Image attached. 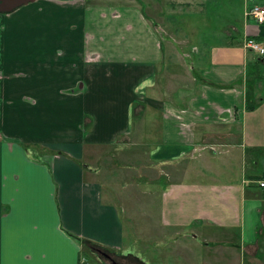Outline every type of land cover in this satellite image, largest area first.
I'll list each match as a JSON object with an SVG mask.
<instances>
[{"label":"crops","instance_id":"obj_1","mask_svg":"<svg viewBox=\"0 0 264 264\" xmlns=\"http://www.w3.org/2000/svg\"><path fill=\"white\" fill-rule=\"evenodd\" d=\"M253 6L264 0H36L0 13V264H105L91 245L143 264H264ZM139 145L158 172L141 218L163 230L140 252L85 162L88 149Z\"/></svg>","mask_w":264,"mask_h":264},{"label":"rangeland","instance_id":"obj_2","mask_svg":"<svg viewBox=\"0 0 264 264\" xmlns=\"http://www.w3.org/2000/svg\"><path fill=\"white\" fill-rule=\"evenodd\" d=\"M134 2L139 5V0H134ZM220 23L221 22L212 20L210 21V27H215ZM207 29L206 32L211 30L210 28ZM212 34H215V32L211 33V35ZM207 37L212 39L211 36ZM198 41H200V39H198ZM153 119L155 120V118ZM143 124L144 122L141 118H133V126L135 130ZM149 124L154 127L153 130H156L158 127V125L152 124L151 122H149ZM259 137L264 141V134H259ZM148 151H150L148 148H142L140 145L132 147L130 150H124L121 146L110 147V149L99 150L98 153H93V151L91 152L90 149H88L86 151L87 158L85 159L86 167L90 168L91 171L93 169L101 170V175L97 180L102 183L104 196L106 200L115 203L121 213L124 214V217L126 216V227L128 228V234L130 235L126 239V243L132 242L135 245L134 248H136L138 252H140L141 248L146 246L143 242L152 239L155 243V241L158 240V235L163 236V230L158 229L157 227V218L154 217L150 221L143 222L139 209L143 185L147 183H155L158 175L157 168L154 167L155 165H151V162L147 159ZM147 160L149 163H147ZM147 174L148 176H146ZM143 199L144 198H142V200ZM144 203L145 200L142 201L140 205L143 206ZM158 203H160V200ZM158 203L155 206L152 205V208L156 209ZM128 207H130L128 211L131 209L132 213H128ZM155 245L156 244H153L154 247ZM200 251L202 253L205 252V250L202 249H200ZM110 255L114 260H119V262L115 260L116 264H143L139 263L137 259L136 261H131L129 258L127 262L126 258L124 261V259H121L119 256L114 257L111 253ZM205 255L207 254L205 253ZM102 261H104L105 264H113L110 260L105 258H102Z\"/></svg>","mask_w":264,"mask_h":264},{"label":"built area","instance_id":"obj_3","mask_svg":"<svg viewBox=\"0 0 264 264\" xmlns=\"http://www.w3.org/2000/svg\"><path fill=\"white\" fill-rule=\"evenodd\" d=\"M247 17L254 19L260 25L264 24V7L253 6L249 8L247 11ZM244 47L251 52L258 53L260 56H264V44H262L260 41L255 39H246L244 42ZM212 151H215V149L212 148ZM255 183L258 188L264 191V178L258 179Z\"/></svg>","mask_w":264,"mask_h":264},{"label":"water","instance_id":"obj_4","mask_svg":"<svg viewBox=\"0 0 264 264\" xmlns=\"http://www.w3.org/2000/svg\"><path fill=\"white\" fill-rule=\"evenodd\" d=\"M36 0H0V13H12L15 10L29 5L30 3L35 2ZM101 256L107 258V259H111L110 255H108L107 253L99 250L97 251Z\"/></svg>","mask_w":264,"mask_h":264},{"label":"trees","instance_id":"obj_5","mask_svg":"<svg viewBox=\"0 0 264 264\" xmlns=\"http://www.w3.org/2000/svg\"><path fill=\"white\" fill-rule=\"evenodd\" d=\"M86 130H87V129H86ZM90 248L93 249V250H95V251H99V250H101V251H103V252H105V253H107V254L109 255V252L104 251V250H102V249L96 247L95 245H91Z\"/></svg>","mask_w":264,"mask_h":264},{"label":"flooded vegetation","instance_id":"obj_6","mask_svg":"<svg viewBox=\"0 0 264 264\" xmlns=\"http://www.w3.org/2000/svg\"><path fill=\"white\" fill-rule=\"evenodd\" d=\"M110 261H111L113 264H116L114 258L110 259Z\"/></svg>","mask_w":264,"mask_h":264}]
</instances>
